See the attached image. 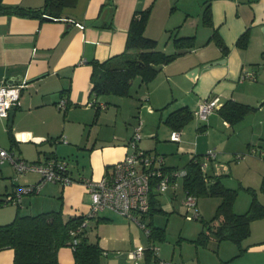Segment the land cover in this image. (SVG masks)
<instances>
[{
  "label": "crops",
  "instance_id": "0c3cea01",
  "mask_svg": "<svg viewBox=\"0 0 264 264\" xmlns=\"http://www.w3.org/2000/svg\"><path fill=\"white\" fill-rule=\"evenodd\" d=\"M43 3L44 0H3L5 5L26 8H38ZM208 3L211 25L203 22ZM147 7L150 15L144 33L157 40L159 49L173 52L174 36H194V45L163 64L149 82L141 83L136 77V95L145 101L141 108L144 121L141 120L146 136L176 143L177 150L187 154L188 159L209 149H218L230 140L243 143L245 136L234 128L232 133L220 131L221 126L236 125L231 126L222 118L220 106L206 121L198 119L191 127L179 130V141L170 139L173 129L164 119L182 106L193 110L205 97L219 96L221 104L233 99L256 105L264 96V91L255 93L252 84L237 82L250 48L256 46L263 51L264 0H76L63 9L59 19L0 13V85L7 81L24 83L11 122L14 142L9 138L8 118L0 117V147L34 162L71 154L77 158V164L69 167L75 180L83 176L98 179L115 161L122 159L135 123L124 133L109 127V132L99 129L92 134L89 131L85 138L84 125L92 121L97 106L105 105L101 107L104 112L99 119H106L109 112L116 115L121 110L123 100L91 93L89 61L105 60L123 52L133 13ZM247 28L248 45L240 48L236 40ZM214 31L227 45L226 53L211 39ZM222 58L226 59L225 63H212ZM61 99L66 101L63 110L57 105ZM108 101L113 104L112 108H108ZM263 102L259 109L263 108ZM27 146L34 148V155L26 153ZM155 147L159 148L158 144ZM222 147L225 151L219 150L217 158L227 156L228 159L234 148ZM249 158V162L256 159ZM232 172L233 167L229 166L228 173ZM37 174L16 176L14 166L7 159L0 161V196L13 193L18 186L37 182L40 179ZM257 175L262 176V172ZM240 179L249 185L248 180ZM248 205L249 197L245 194L235 200L233 208L240 213ZM58 208L65 216L85 214L90 208L86 186L79 180L66 185L46 182L38 192L23 194L19 207L24 214ZM15 214L13 207H0V223L9 222ZM85 230L89 240L98 241L102 248L99 264H157V259L165 256L161 249L159 255L152 256L148 250L152 242L137 220L109 208L90 218ZM241 247L243 250L239 252L237 244L222 240L217 244L219 253L209 259L205 254L196 255L191 264H264V216L251 222L250 234ZM139 248L143 249V255L129 257V253ZM172 257L173 250L169 259L184 264ZM58 259L60 264H75L73 248L60 247ZM12 261L13 250L1 249L0 264H12Z\"/></svg>",
  "mask_w": 264,
  "mask_h": 264
},
{
  "label": "trees",
  "instance_id": "16d2710c",
  "mask_svg": "<svg viewBox=\"0 0 264 264\" xmlns=\"http://www.w3.org/2000/svg\"><path fill=\"white\" fill-rule=\"evenodd\" d=\"M75 1L44 0L41 7L26 8L21 5H5L3 0H0V13L29 15L41 19H59L64 13L63 9L74 4ZM149 15L150 7L133 13L123 52L105 60L91 59L89 61L92 68L90 73L92 94L97 96L129 95L131 84L136 77L140 78L141 83L149 82L158 72L153 66L171 62L182 53V50L194 45V36H174L172 42L175 50L173 52L168 53L159 49L157 40L144 33ZM203 22L207 25L212 24L209 3L203 11ZM249 38L250 31L247 28L238 36L236 45L246 48ZM211 39L226 53L228 47L216 31L212 33ZM100 108L97 106L95 109L94 119H96ZM254 108L250 104L227 99L220 105L218 111L222 118L232 126ZM193 117L192 110L188 106H182L171 111L165 117L164 123L173 130H181ZM11 128V124L8 125L9 138L13 143L14 137ZM203 155H193L186 165L180 168L169 167L163 161V171L168 173L170 170H185L182 175V187L185 194L192 193L197 198L201 195L218 196L221 199L215 213L206 220L205 228L198 233L193 241L203 246L213 243L217 247L220 241L230 240L238 245L239 252H241L243 250L241 243L250 234L251 222L264 216V200L259 199L257 189L248 186L246 189L251 193L249 206L244 212H235L233 205L238 190L225 186L223 183L222 176L228 174L227 172L204 173L201 168ZM50 158L57 159L56 156ZM82 179L83 177H80L76 180L82 181ZM260 190L264 194V174ZM4 203L5 196H0V206ZM17 206L19 207V205ZM153 210H160V207L154 198V193L151 192L149 209L140 218L149 230L148 236L152 243L148 250L154 246V240L165 237L164 228L154 226L150 220ZM200 216L199 214L196 218H200ZM147 218H149L148 222H146ZM84 219V214L65 216L60 208L35 214H24L17 210L12 220L0 223V250L4 248L13 250L12 264H60L58 250L60 247L68 245L73 248L75 264H99L102 248L98 241L89 240L85 230L87 225L83 226ZM79 226L81 227L80 231L71 235V229L75 230ZM73 238L77 239L76 244H72Z\"/></svg>",
  "mask_w": 264,
  "mask_h": 264
},
{
  "label": "rangeland",
  "instance_id": "374dc122",
  "mask_svg": "<svg viewBox=\"0 0 264 264\" xmlns=\"http://www.w3.org/2000/svg\"><path fill=\"white\" fill-rule=\"evenodd\" d=\"M250 39V38H249ZM264 39V34H263ZM214 41V40H213ZM215 43V42H214ZM216 44V43H215ZM264 44V40H263ZM217 45V44H216ZM218 46V45H217ZM249 54L247 56L248 61H243L242 72L237 76V82H244L252 84V89H254L255 93H260L264 91V46L263 51H260L256 46H252L250 48ZM138 85V78L134 80L130 88V94L126 96H122L121 98L117 96H113L111 94L110 97H114L115 99H123L121 100V110L118 111L116 115L114 112H109L106 119H99L101 113L104 110H99L96 119H92V121H88L86 125H84V135L85 138L88 136L89 131H96L102 129L104 131H110L109 127L116 128L120 132H125L126 128L133 127L134 123L138 122L139 117L143 119L142 115V104L145 101L139 100L136 95L135 89ZM245 85V84H242ZM264 100V96L261 97L256 105H252L255 108L252 109L249 113H247L234 127L229 126H221L220 131L232 133L236 130L241 135L245 136L243 143L240 141L237 144L233 140H230L229 143H223L222 146L227 145L226 150H230L231 155L227 159V156H220L216 160L218 163H222L227 165L229 172V166L233 167V172L228 173L222 176L223 183L225 186L236 188L238 190V194L236 196L237 201L240 200L245 194L249 197V203L251 201V193L246 189V187L250 186L252 188L257 189L258 197L263 201L264 194L260 190V185L262 181V176L264 174V102L263 108L259 109L260 103ZM109 106L112 108L113 104L108 101ZM197 107V106H196ZM195 107V108H196ZM193 108V110L195 109ZM63 110V108H61ZM112 111V110H111ZM157 119V118H156ZM198 120L195 116L183 127H191ZM144 121V119H143ZM157 122V120H156ZM163 124V122H161ZM241 123V124H240ZM108 124V125H107ZM161 124V125H162ZM188 125V126H187ZM241 125V126H240ZM234 128V130H233ZM253 128V129H252ZM219 129V127H218ZM146 128L145 125H142V139L139 140L138 146L144 150L145 145L146 149L150 148V153L157 154L163 156V161L167 165H174L178 168L183 167L188 162V155L185 153H181L177 150V144L171 142L168 139H163L162 137H147L146 136ZM93 134V133H92ZM261 134V136H260ZM157 138H159L157 140ZM252 139V140H251ZM55 140V139H54ZM59 140V139H58ZM158 141V142H157ZM56 142V141H55ZM251 142V143H249ZM159 146L156 148L155 145ZM217 147L215 149L216 155L219 150L224 152L225 149L223 147ZM237 147L238 149H236ZM241 148V149H240ZM145 149V150H146ZM210 150V149H209ZM234 150V152H231ZM208 151V150H207ZM206 151V152H207ZM204 152V153H206ZM26 153L29 155H34V148L31 146L26 147ZM229 153V152H228ZM236 155H241L236 158ZM249 157H255V160H250ZM56 159V158H54ZM59 161H64L66 163V168L69 170L73 168V165L77 164V158L71 154L65 155L64 157H57ZM26 160V159H25ZM32 159H28V162ZM69 164V165H68ZM208 173L212 172V166L210 165L207 170ZM258 172H262L261 175H257ZM37 172L28 171L27 173H16L18 175H27V174H36ZM39 175V174H37ZM15 176V177H16ZM84 178H89L87 176H83ZM240 178H242L243 182H247L249 185L243 184L240 182ZM244 178V179H243ZM58 183V182H56ZM10 185V182L9 184ZM243 186V188H242ZM176 188H169L166 192H159L155 187H153L154 198L158 201L160 210H153L152 215L150 216V220L154 226H160L164 228L165 237L163 239L154 240V247H156V252L159 255L160 249L161 254L165 252V258L162 259L165 262L170 264H181L170 260V256L172 254V250L174 251V260L183 262L184 264H191L192 258L196 255L205 254L209 259L211 255H216L219 253V250L215 246V244L210 243L208 246H203L201 244H197L193 240L197 237L198 233L205 228L204 223L206 220L210 219L215 213L216 207L220 202V197L218 196H210V195H201L197 198V208L199 210L200 218L192 217L194 215L193 210L186 211V207L182 203V199L184 198L185 191L182 187V176L179 175L176 179ZM2 190V189H1ZM235 199V200H236ZM235 202V201H234ZM249 206V205H248ZM1 209L3 207H13L15 211L19 210L21 213V209L13 203H8L0 206ZM88 212V211H87ZM24 213V212H23ZM10 221V219H8ZM149 221V218L146 219V222ZM4 222V221H3ZM148 228V227H147ZM97 240V239H96ZM151 254L153 257L156 254L151 250ZM130 257V256H129Z\"/></svg>",
  "mask_w": 264,
  "mask_h": 264
},
{
  "label": "built area",
  "instance_id": "2783aa9c",
  "mask_svg": "<svg viewBox=\"0 0 264 264\" xmlns=\"http://www.w3.org/2000/svg\"><path fill=\"white\" fill-rule=\"evenodd\" d=\"M24 83L7 81L0 85V117L8 118L9 111L19 98ZM59 108H65L66 101L61 99L57 103ZM220 97H205L199 101L197 107L192 110L193 115L206 121L208 116L219 106ZM105 105H101L103 108ZM142 120L138 119L131 137L128 139L127 152L124 157L115 161L108 172L98 179L84 178L82 183L86 186L90 196V208L84 214L83 226H86L90 218L97 217L100 210L109 208L120 214L137 220L141 227L148 234L149 230L144 222L140 220L141 215L149 209V196L155 187L159 192H166L170 187L175 189L176 179L183 175L185 170H170L168 173L163 171V156L152 154L150 151L141 149L138 142L141 139ZM172 141L180 140V131L173 130L170 134ZM239 157V155H236ZM7 159L15 168L16 173H26L35 171L40 174V179L31 184L18 186L15 191L5 196V203L19 205L23 194L38 192L41 186L46 182H58L61 185L70 184L76 181L68 172L66 163L58 159L49 158L44 162H28L23 158L16 156L8 149L0 147V161ZM212 166L213 173L221 174L228 171L225 164L218 163L216 160V151L208 150L202 157L201 168L204 173H208V167ZM186 211L193 210L196 218L199 215L197 208V197L192 193H186L182 199ZM81 227L71 229V235L80 231ZM77 239L73 238L72 244H76ZM156 247L151 250L156 254ZM143 255V249L129 253L130 257H139ZM157 264H170L159 259Z\"/></svg>",
  "mask_w": 264,
  "mask_h": 264
},
{
  "label": "water",
  "instance_id": "95a60500",
  "mask_svg": "<svg viewBox=\"0 0 264 264\" xmlns=\"http://www.w3.org/2000/svg\"><path fill=\"white\" fill-rule=\"evenodd\" d=\"M262 31L264 34V26H262ZM264 40V39H263ZM226 59L222 58V59H217L215 61H213V64H220V63H225ZM163 64H159V65H155L153 66V68L157 71H159L162 68ZM14 109H15V105H13L9 111V115H8V124L10 125L12 122V118H13V113H14Z\"/></svg>",
  "mask_w": 264,
  "mask_h": 264
}]
</instances>
